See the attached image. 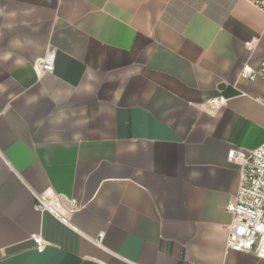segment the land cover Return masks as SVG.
I'll return each mask as SVG.
<instances>
[{"label": "crops", "instance_id": "crops-1", "mask_svg": "<svg viewBox=\"0 0 264 264\" xmlns=\"http://www.w3.org/2000/svg\"><path fill=\"white\" fill-rule=\"evenodd\" d=\"M262 2L0 0V264H264L228 248Z\"/></svg>", "mask_w": 264, "mask_h": 264}, {"label": "built area", "instance_id": "built-area-1", "mask_svg": "<svg viewBox=\"0 0 264 264\" xmlns=\"http://www.w3.org/2000/svg\"><path fill=\"white\" fill-rule=\"evenodd\" d=\"M258 5L264 7V2ZM254 43L249 42L246 46L253 50ZM54 64V54L39 62L41 70L49 73L54 71ZM241 76L252 83L263 79L264 62L259 68L246 66ZM229 159L240 165L241 180L237 198L228 206V211L233 216L228 248L264 260V144L249 152L233 150ZM36 208L40 212L49 211L65 220L60 198L49 199L40 196ZM34 240L42 251L46 246L43 238L35 236Z\"/></svg>", "mask_w": 264, "mask_h": 264}]
</instances>
